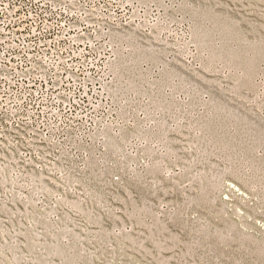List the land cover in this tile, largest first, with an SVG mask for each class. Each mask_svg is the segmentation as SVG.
Returning a JSON list of instances; mask_svg holds the SVG:
<instances>
[{
    "label": "rangeland",
    "instance_id": "rangeland-1",
    "mask_svg": "<svg viewBox=\"0 0 264 264\" xmlns=\"http://www.w3.org/2000/svg\"><path fill=\"white\" fill-rule=\"evenodd\" d=\"M120 2L90 119L0 115V264H264V0Z\"/></svg>",
    "mask_w": 264,
    "mask_h": 264
},
{
    "label": "built area",
    "instance_id": "built-area-1",
    "mask_svg": "<svg viewBox=\"0 0 264 264\" xmlns=\"http://www.w3.org/2000/svg\"><path fill=\"white\" fill-rule=\"evenodd\" d=\"M120 1L0 0V115L8 126L40 127L43 136L75 116L90 119Z\"/></svg>",
    "mask_w": 264,
    "mask_h": 264
}]
</instances>
